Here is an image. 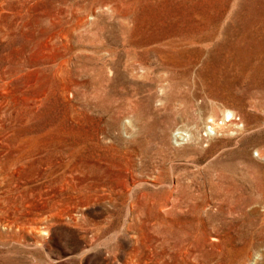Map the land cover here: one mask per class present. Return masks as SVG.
<instances>
[{
    "label": "rangeland",
    "instance_id": "obj_1",
    "mask_svg": "<svg viewBox=\"0 0 264 264\" xmlns=\"http://www.w3.org/2000/svg\"><path fill=\"white\" fill-rule=\"evenodd\" d=\"M0 264H264V0H0Z\"/></svg>",
    "mask_w": 264,
    "mask_h": 264
},
{
    "label": "bare ground",
    "instance_id": "obj_2",
    "mask_svg": "<svg viewBox=\"0 0 264 264\" xmlns=\"http://www.w3.org/2000/svg\"><path fill=\"white\" fill-rule=\"evenodd\" d=\"M224 121H231L233 120L234 118H236V114L234 113L233 110L231 109H226V111H224ZM213 120V119H212ZM236 125V123H235ZM243 126V125H242Z\"/></svg>",
    "mask_w": 264,
    "mask_h": 264
},
{
    "label": "built area",
    "instance_id": "obj_3",
    "mask_svg": "<svg viewBox=\"0 0 264 264\" xmlns=\"http://www.w3.org/2000/svg\"><path fill=\"white\" fill-rule=\"evenodd\" d=\"M211 122H212L213 125H212V127L210 126L209 129H212L214 125H217V123L214 120H211ZM221 123H222V121H221Z\"/></svg>",
    "mask_w": 264,
    "mask_h": 264
}]
</instances>
